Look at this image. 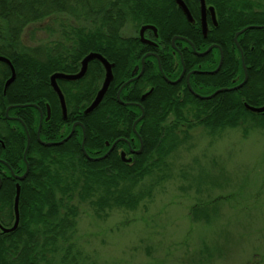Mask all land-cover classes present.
<instances>
[{"label": "trees", "instance_id": "trees-1", "mask_svg": "<svg viewBox=\"0 0 264 264\" xmlns=\"http://www.w3.org/2000/svg\"><path fill=\"white\" fill-rule=\"evenodd\" d=\"M225 1L224 9L219 2ZM155 3L157 0H0V56L7 57L16 71V79L7 94H0V124L3 125L0 138L7 146L14 138L13 152L7 159L14 170H24L22 156L26 132L19 126L16 134H10L4 126L6 110L11 105L36 103L45 109V102L49 101L56 118L52 121L59 123L61 130L67 129L69 122L83 124L85 149L90 156L104 155L108 149L106 142L112 144L118 139L135 137L132 127L140 113L120 105L117 93L129 79L134 66L139 64L140 56L130 55L129 50L136 51L142 46L138 37L126 36L124 31L128 25L137 31L141 25L154 22ZM208 3L217 7L223 16L228 15L227 18H233L239 12L247 17L242 22L237 18L235 24H226L227 29L220 33L229 47L234 46L235 34L246 25L264 26V4L260 2L237 0V4L232 5L231 0H208ZM44 24L51 41L46 45H30L26 34ZM181 30L167 32L163 29L161 37L168 42L182 34ZM184 36L195 43L198 39L185 29ZM216 39L211 34L207 42ZM239 42L245 53L248 82L238 90L220 93L210 100L199 99L186 89L184 107L181 103L171 104V90L162 82L164 88L157 89L151 98L155 108L147 109L144 121L138 125L144 150L131 164L123 162L118 155L120 148L127 150L124 142L118 143L106 159H88L82 149L80 127L63 145H39L36 148L32 144L28 152L30 173L21 188L20 224L15 232L0 235V264H96L85 261L75 243L82 205L95 208L98 217L114 207L136 209L145 197L152 196V191H137L138 188L133 187L153 176L155 170H167L168 158L181 143V133L188 137L192 129L202 126L214 134L226 128H237L250 118L264 123V113L255 114L245 107L264 106V28L245 31ZM71 48L75 49L77 61L92 51L104 55L115 64V78L104 101L88 116L81 112L87 104L76 111L74 99L66 94L70 110L69 119L64 122L49 77L59 71H68L65 62L72 56ZM163 68L166 70L164 65ZM232 69L235 76H241L236 83L239 84L244 77L241 61L235 59ZM10 75V68L0 63L2 83ZM90 83L92 95L88 103L94 99L102 77L92 78ZM201 84L205 85L206 92L234 85L227 79L207 77L196 79L192 87L198 91L197 85ZM26 111L37 113L33 108H26ZM15 112L16 109L11 110L10 114H17ZM23 119L31 137L36 138L39 117L35 116L31 121ZM68 133V130L62 136L58 133L55 139L61 140ZM8 179L10 187L5 188V192L9 196L7 206L13 219L16 181ZM194 214L197 215V210Z\"/></svg>", "mask_w": 264, "mask_h": 264}, {"label": "rangeland", "instance_id": "rangeland-1", "mask_svg": "<svg viewBox=\"0 0 264 264\" xmlns=\"http://www.w3.org/2000/svg\"><path fill=\"white\" fill-rule=\"evenodd\" d=\"M45 26L26 41L48 44ZM124 34L137 31L128 25ZM180 136L167 170L133 187L152 191L136 209L114 207L98 217L81 206L75 243L85 261L264 264V123L250 118L214 134L198 126Z\"/></svg>", "mask_w": 264, "mask_h": 264}, {"label": "flooded vegetation", "instance_id": "flooded-vegetation-1", "mask_svg": "<svg viewBox=\"0 0 264 264\" xmlns=\"http://www.w3.org/2000/svg\"><path fill=\"white\" fill-rule=\"evenodd\" d=\"M183 2L189 8L194 22H191L188 19L183 9L179 6L176 0H157V3H155L153 7L154 11L152 12L154 16V22L149 23V24H143L137 29L136 37L139 38L140 46H142V48L140 49L138 48L136 51L133 50V48L129 50L130 55H134V56L136 55L137 58L140 56L139 64H136L134 66L129 79L121 85L117 93V101L120 105L124 106L125 108L130 109L134 113L138 112L140 114L137 118H135V121L132 127L133 134L135 135V137L130 138L129 140L123 138L124 141L119 142V143L124 142L127 145V150L124 148H120L118 150V155L121 157L123 162H125L122 157L123 154H125L126 159H131V162H125L127 164H131L134 161V158L136 156L141 155L144 150V142L137 128H138V125L142 121H144L147 109L152 110L155 108L153 99L151 98H153V94L155 93L157 89H159L160 87L164 88L162 82H164L166 86L169 87L168 89L171 90V93L169 95L171 104L181 103V105L183 104V107H184V97H185L186 89H189L195 97L199 98L189 88V83L192 87V82L195 81L196 79L216 77L219 79L223 78V79L230 80V82L234 84L231 87L229 86L219 87L212 92H208V91L206 92V90H204V87H205L204 84L197 85L196 89H198V91L200 92L196 91L192 87L195 93L203 97H208L214 94L217 90H220L222 88L229 89V88H233L241 84L245 80V71L247 72V75H248V70H247V66L245 63V53L239 42V37L245 32H243L238 37L239 46L236 44L235 36L238 32L242 31L246 27H249L251 25H260V24H248L245 27H243L242 30L238 31L234 36V46L229 47L227 42L224 39H221L222 36L220 35V33H223V31L227 29L226 24L228 25L235 24L237 22V18H238V21L242 22L247 19L246 16H242L241 14H239L241 12H239L237 15H235V17L227 18L228 15L223 16L221 11L218 10L217 7L209 4L208 0H206V3H207L206 23L208 26V33H207V36H204L203 12H202L200 0H183ZM231 2H232V5L237 4L236 3L237 0H231ZM219 4L222 5L225 9L227 5V1L223 2V4L219 2ZM209 8H214V12H215L214 18ZM147 25L155 27L157 31V34L154 29H148L145 31L144 36L146 39L150 40L151 43H144L142 42L140 38L141 28ZM180 28L182 29L181 30L182 34L175 35L168 42L162 39L161 31L163 29L169 32L174 29L179 30ZM184 29L187 31V33L189 31L193 34V36H196L194 38H198L196 43L188 36H184ZM211 34L216 36L217 39L215 42L208 43L207 40ZM174 38H176L175 41H174ZM210 47H212V50L208 52ZM74 52H75V49L71 48L72 56L69 58L68 62H65V68H67L68 71L67 72L59 71L56 73H63L65 75L75 76L80 73L82 69V62L86 58V56H88L90 53H98V52L92 51L88 53L87 55H85L84 57H82L81 60L77 61V58L75 57ZM235 59H238L241 61V65L243 68V74H244V77L239 84H236V83L241 79V76L239 77L235 76V72L232 69ZM0 63H4V62H0ZM110 63L114 64L113 62H110ZM6 65L11 70V67L8 64ZM163 65L166 67V70H164ZM114 67H115V64H114ZM56 73H53L52 75H50L49 85L58 101V107L60 110L61 118L64 122H67L69 119L70 107L68 105V100H67L68 98L66 94H68L70 98L74 99L73 106L76 108V111H80L83 105L87 104V107L81 111L84 114V111L92 104V102L97 96V93L101 89L102 84L105 79L106 72H105L104 66L98 60H93L88 64L86 73L80 79L72 80V81L64 80V79L58 80V84L66 99V104H67V109H68V117L66 120L63 118L60 99L51 85V77ZM113 73H114V68H113ZM11 75H12V70H11ZM101 77H102V83L99 89L97 90L94 99L88 103L87 101L91 98V95H92L90 82L92 81V78H101ZM9 78H7L3 82L4 84L0 80V94L2 93L3 95H6L8 89L14 83L13 82L5 90V84ZM130 80H133V81L125 85ZM208 89H211V88L208 87ZM119 92L121 94L120 95L121 99L124 103H121L118 100ZM124 92H126V94L122 96V93ZM9 107H12V108L9 110V113L7 116V111ZM9 107L6 110V114H5L6 122L4 126L7 127V130L9 131L10 134H16L18 132L19 126H22L26 132V147H25V151L22 156L23 163H24V170L22 172L21 170H14L7 160L8 157H10V155H12V152H13V145L15 143L14 138L10 142H8V146L6 145L5 141L0 138V235L13 233V232L11 233L4 232V229L12 228L16 220V214H15V208H14L15 198H14V206H13L14 218L12 219L10 210L7 206V200H9V196L6 194L5 188L10 187V180L8 178H13L16 181V184H15L16 189H17V184H20L22 188V184L26 181L30 173V162L28 159V152H29L31 145L34 144L36 148H38L39 145L44 146V147H53V146L63 145L64 143L68 142L73 137L78 127H80L83 131V140H84V134L86 138L85 128L81 122H77V121L69 122L67 129L66 127H63L62 130L59 127V123L57 124L53 123L52 121L53 118L54 119L56 118L53 117L52 108H51L49 101L45 102V109H43L42 106H39L36 103L17 104V105H11ZM26 108H33L34 110L37 111V113L34 114L32 111H26ZM14 109L17 110V112H15L17 114L15 115L10 114L11 110H14ZM143 114H144L143 119L140 122H138L136 125V130H137V133H136L134 131V125L136 121ZM35 116L39 117V125H38V129L36 130V138L33 139L31 137L29 129L23 118H27L28 121H31L33 117ZM77 123H80V125L76 126L72 137L68 139L67 141H65L63 144L53 145V146H46L44 144V143H57V142H61L62 140L66 139L71 134V132L73 131V127ZM43 124H46L44 128H43ZM2 126L3 125L0 124V128H2ZM67 130L69 131V133L66 135L65 138L61 140L55 139L56 136H58V133H59V136H62L63 135L62 133H65ZM28 137L30 140V144H29V148L26 154ZM46 137L50 138V140H47ZM126 141H128L129 143H127ZM85 143H86V140H85ZM107 143H109V145H107ZM114 143L111 144L110 142H106V146L108 149L105 152V154L109 152L110 148L112 147ZM142 145H143L142 152L137 153L140 150ZM116 147L117 145L115 146V148L109 155H111L115 151ZM82 149H83V146H82ZM25 154H26V160L24 158ZM104 155H96V156H90V157L99 158ZM27 170H28V174L25 177V179L23 181H19L16 177L23 176L27 172ZM20 199H21V194H20Z\"/></svg>", "mask_w": 264, "mask_h": 264}, {"label": "water", "instance_id": "water-1", "mask_svg": "<svg viewBox=\"0 0 264 264\" xmlns=\"http://www.w3.org/2000/svg\"><path fill=\"white\" fill-rule=\"evenodd\" d=\"M177 3L179 4V6L183 9L185 15L188 17V19L191 21V22H194L193 18H192V15L190 13V10L189 8L186 6V4L183 2V0H176ZM201 2V7H202V12H203V33H204V36H207V33H208V26H207V23H206V10H207V3H206V0H200ZM209 10L212 12V15H213V18L215 17V12H214V8H209ZM148 29H154L156 34H157V31H156V28L153 27V26H143L140 30V38L142 40V42L144 43H151L150 40L146 39L144 34H145V31L148 30ZM246 31V28L243 29L242 31L238 32L235 36V41H236V44L238 45V37ZM176 40V38H174V41ZM239 46V45H238ZM212 50V47L209 48L208 52ZM93 60H98L105 68V79H104V82L102 84V87L101 89L99 90V92L97 93V96L96 98L94 99V101L92 102V104L84 111V114L85 115H89V114H92L95 110H97L99 108V106L101 105V103L103 102L104 98L106 97L108 91H109V88L114 80V73H113V68H114V64L110 63L108 61V59H106L104 56H102L101 54L99 53H90L88 56H86V58L83 60L82 62V69L80 71L79 74L75 75V76H69V75H65L63 73H56L54 74L52 77H51V85H52V88L54 89V91L57 93L59 99H60V103H61V107H62V113H63V118L66 120L67 117H68V109H67V104H66V99H65V96L58 84V80L60 79H64V80H77V79H80L81 77L84 76V74L86 73V70L88 68V64L93 61ZM0 62H4L6 64H8L10 67H11V70H12V75L11 77L7 80L6 84H5V90L14 82L15 78H16V72H15V69H14V66L12 65L11 61L4 57V56H0ZM144 62V60H143ZM245 67V65H244ZM133 80H130L128 81L125 85L131 83ZM248 81V75H247V72L245 71V80L239 84L238 86L236 87H233V88H229V89H220V90H217L214 94H212L211 96H208V97H203L197 93H195L189 83V88L192 90V92L198 96L199 98L201 99H212L214 96H216L217 94H219L220 92H224V91H234V90H238L240 89L241 87H243ZM124 87V86H123ZM123 89V88H122ZM120 92L118 94V100L121 102V103H124L121 99V96H120ZM246 109L252 113H255V114H263L264 113V106L262 107H253L251 105H246L245 106ZM12 107H9L8 111H7V116H8V113H9V110L11 109ZM144 117V114L136 121L135 125H134V131L137 133V130H136V125L138 122H140ZM80 125V123H77L74 127H73V131L71 132V134L64 140H62L61 142H57V143H44L46 146H53V145H60V144H63L65 141H67L68 139H70L72 137V135L74 134V131H75V128L76 126ZM85 134H84V140H83V152L85 154V156L88 158V159H92V160H102V159H105L107 158V156L113 151V149L115 148V146L117 145V143H119L120 141H124L123 139H120V140H117L113 145L112 147L110 148L109 152L107 154H105L104 156L102 157H99V158H91L90 155L86 152L85 150ZM127 143H129L128 141H126ZM29 144H30V140H29V137H28V144H27V149H26V154H27V151H28V148H29ZM107 145H109V143H107ZM143 150V145L141 146L140 150L137 152V153H141ZM26 154L24 155V158L26 160ZM123 159L125 162H131V159H126L125 158V154L122 155ZM28 166V165H27ZM29 168V167H27ZM28 174V170L27 172L21 176V177H16L19 181H23L25 179V177L27 176ZM20 194H21V186L20 184H17V189H16V197H15V214H16V220H15V224L12 228H8V229H4V232L5 233H11V232H14L17 230L18 226H19V222H20V213H19V202H20Z\"/></svg>", "mask_w": 264, "mask_h": 264}, {"label": "bare ground", "instance_id": "bare-ground-1", "mask_svg": "<svg viewBox=\"0 0 264 264\" xmlns=\"http://www.w3.org/2000/svg\"><path fill=\"white\" fill-rule=\"evenodd\" d=\"M264 28V26H262V25H251V26H249V27H246V31L247 30H250V29H255V28ZM245 29V28H244ZM238 86V85H237ZM223 89V88H222ZM224 92H226V91H224ZM220 93H223V92H220ZM217 96V95H216ZM215 97V96H214ZM213 97V98H214ZM201 99V98H200ZM202 100H205V99H202ZM207 100V99H206ZM210 100V99H209Z\"/></svg>", "mask_w": 264, "mask_h": 264}]
</instances>
